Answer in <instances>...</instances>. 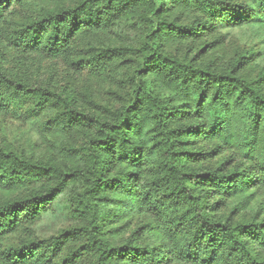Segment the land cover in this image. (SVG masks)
<instances>
[{
  "label": "trees",
  "instance_id": "obj_1",
  "mask_svg": "<svg viewBox=\"0 0 264 264\" xmlns=\"http://www.w3.org/2000/svg\"><path fill=\"white\" fill-rule=\"evenodd\" d=\"M254 2L0 0V116L46 147L0 139V264H264V63L220 32Z\"/></svg>",
  "mask_w": 264,
  "mask_h": 264
},
{
  "label": "rangeland",
  "instance_id": "obj_2",
  "mask_svg": "<svg viewBox=\"0 0 264 264\" xmlns=\"http://www.w3.org/2000/svg\"><path fill=\"white\" fill-rule=\"evenodd\" d=\"M247 5L254 6L255 0H245ZM13 18L17 19L15 14ZM121 36L116 37L119 41L129 42L132 41L134 35L128 33L126 29L119 31ZM225 35V40H230L241 47L253 46L260 53L259 62L264 63V22H253L245 25L237 26L221 30ZM52 71L57 78H60L65 73V65L60 62L43 61L42 69L37 74L38 78H44ZM39 123L27 118L24 114H15L0 116V139H5L14 146H20L28 154L35 157H41L46 151L45 145L42 141L38 140L37 131ZM261 195L260 197H262ZM64 202V200H62ZM60 206V205H59ZM257 206V205H256ZM58 207V206H56ZM70 223V219L63 213H59L57 208L50 211L43 216L42 220L34 227V233L40 238H49L51 235H58L64 227Z\"/></svg>",
  "mask_w": 264,
  "mask_h": 264
}]
</instances>
